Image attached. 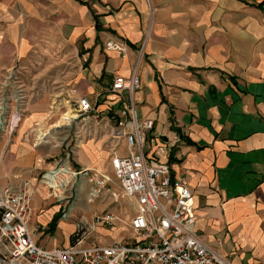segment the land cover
<instances>
[{
	"label": "crops",
	"instance_id": "1",
	"mask_svg": "<svg viewBox=\"0 0 264 264\" xmlns=\"http://www.w3.org/2000/svg\"><path fill=\"white\" fill-rule=\"evenodd\" d=\"M148 29L138 115L154 120L171 175L186 179L201 238L232 264H264V0H0V83L15 69L26 95L14 139L0 140V190L61 158L48 136L29 138L50 101L70 85L92 98L128 75ZM114 39L124 54L104 49ZM99 147L85 141L74 162L107 171Z\"/></svg>",
	"mask_w": 264,
	"mask_h": 264
},
{
	"label": "built area",
	"instance_id": "2",
	"mask_svg": "<svg viewBox=\"0 0 264 264\" xmlns=\"http://www.w3.org/2000/svg\"><path fill=\"white\" fill-rule=\"evenodd\" d=\"M149 29L128 75H115L106 89L95 92L92 98L74 85L67 87L66 97L57 108L62 110L61 126L67 130L60 146L69 138L63 146L65 160L55 161L54 168L46 169L40 181L36 175L34 180L24 179L17 188L0 190V264H232L196 231L192 191L185 178L171 175L164 160L167 143L153 131L154 120L138 115L137 67ZM103 47L120 54L127 49L120 39L106 40ZM1 85L0 132H12L25 110L24 86L15 69L7 71ZM87 140L106 148L109 170L123 195L132 199L134 213L125 224L130 236L108 243L77 240L48 247L40 243L44 226L31 221L33 197L41 186L38 183L51 188L57 200L69 202V195H61L69 191L68 186H74L76 178L99 187L111 181L107 171L70 164V158L75 160L76 150ZM64 165L67 170H63ZM52 170L59 172L57 181L49 174ZM67 174L70 178L61 189L57 184ZM65 212L63 216L68 214ZM120 220L106 210L93 215L91 229L114 227Z\"/></svg>",
	"mask_w": 264,
	"mask_h": 264
},
{
	"label": "rangeland",
	"instance_id": "3",
	"mask_svg": "<svg viewBox=\"0 0 264 264\" xmlns=\"http://www.w3.org/2000/svg\"><path fill=\"white\" fill-rule=\"evenodd\" d=\"M68 70V68L65 69V72H67ZM50 72H52V70H50ZM1 83L0 88H2ZM65 97L66 95L64 93L59 98L56 97V99L50 101L51 104L49 106V117L46 120H43V122H40V126H36L39 127V131L30 133L29 138L31 137V139L33 140L37 136L47 134L49 146L51 147V149H53V145H59L60 140L67 134V130H65V128L61 126L62 110L57 109L59 107V102H63ZM11 105H13V102L10 101V107H12ZM52 107L54 108L53 110L51 109ZM18 127L12 132H9L8 130L0 132V140L4 138H9L11 140L14 139ZM68 139L69 138L67 137L65 143H67ZM64 144H61L60 146V149L62 150V160H65L64 155L66 149L63 147ZM58 159L60 158H56L54 160V158L51 156L47 158L46 161L54 162L53 166L51 168L39 170L37 173L38 176L36 178V181H40L41 174L46 169H53L56 164L55 161H57ZM70 164L72 165V167H79L71 158ZM90 168L101 170L98 167ZM107 173L110 176L111 181L107 185L102 187L97 186L94 182H90L89 180L76 178L74 186L71 188L68 186L67 189H69V191H66L64 194L61 195H69L67 199L69 202H66L65 200H57L54 196V191L51 188H45L43 187L42 183H38V185L41 186L39 188V191H36V193L40 196L42 200V204L40 205L38 213L42 216H47L44 217V219L40 218V221L42 222L41 225L44 226L43 237H41L40 239L41 244L46 245L48 247H52L73 244L77 240H80L82 243H90L92 241L111 242V239H113L114 235L116 234L118 236L123 237L124 239H127V237L130 236L129 230L127 229V226L125 224L128 218L134 213L132 199L123 195L120 186L118 185L117 181L115 180L114 176L112 175L109 169L107 170ZM28 176H30V173H28L27 178H29ZM64 177L66 178L62 179L60 184H57L60 188H63L70 178L68 174L64 175ZM82 183H85L87 186L86 188L88 189V191L85 192L83 195L80 194L78 191ZM92 188L95 189L98 193H91L90 189L92 191ZM55 192L58 193V190ZM38 201L40 202L37 197L33 199L34 203H39ZM59 202L61 204V207L58 210V208L54 207V205H57ZM106 210L113 212L115 215L120 217L121 220L116 223L114 227L102 226L96 229H91L93 215L98 213L101 214ZM65 211L68 212L67 217L63 216V213ZM55 217L58 219H56L54 232L50 234L47 231V224L50 220ZM34 221L35 218H33L32 222ZM63 222L66 223L67 228H65L66 226L62 224Z\"/></svg>",
	"mask_w": 264,
	"mask_h": 264
},
{
	"label": "trees",
	"instance_id": "4",
	"mask_svg": "<svg viewBox=\"0 0 264 264\" xmlns=\"http://www.w3.org/2000/svg\"><path fill=\"white\" fill-rule=\"evenodd\" d=\"M251 4L255 5V6H261L260 3H255V2H252ZM95 26L96 28H99V25H98V22L97 20H95ZM181 137V136H180ZM187 142H189V140H186ZM56 219L58 218H53L52 220H50L47 224V231L51 234L54 232V229H55V225H56Z\"/></svg>",
	"mask_w": 264,
	"mask_h": 264
},
{
	"label": "bare ground",
	"instance_id": "5",
	"mask_svg": "<svg viewBox=\"0 0 264 264\" xmlns=\"http://www.w3.org/2000/svg\"><path fill=\"white\" fill-rule=\"evenodd\" d=\"M66 136H67V134H66ZM66 136H64L62 139H64ZM61 139V140H62ZM51 173H49V174H51V176H52V178L54 179V181H56V178H55V176H56V174H55V170L53 171H50ZM54 172V173H53ZM87 186H86V184L85 183H82L81 185H80V187H79V189H78V191H79V193L80 194H84L85 192H87L88 191V189L86 188ZM61 189H63V188H61ZM90 192L91 193H93L94 194V189L92 188V191H91V189H90ZM99 214V213H98ZM68 216V214L66 215V217Z\"/></svg>",
	"mask_w": 264,
	"mask_h": 264
}]
</instances>
